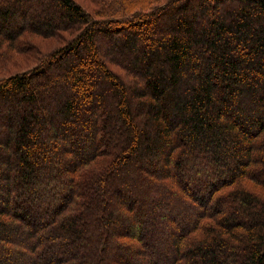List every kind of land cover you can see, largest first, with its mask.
Here are the masks:
<instances>
[{"label":"trees","instance_id":"16d2710c","mask_svg":"<svg viewBox=\"0 0 264 264\" xmlns=\"http://www.w3.org/2000/svg\"><path fill=\"white\" fill-rule=\"evenodd\" d=\"M101 2L0 0V264H264V0Z\"/></svg>","mask_w":264,"mask_h":264},{"label":"rangeland","instance_id":"374dc122","mask_svg":"<svg viewBox=\"0 0 264 264\" xmlns=\"http://www.w3.org/2000/svg\"><path fill=\"white\" fill-rule=\"evenodd\" d=\"M75 1L81 3L83 6H85L87 9H89L92 12H94V10L97 11V8L99 7L100 3H102L101 0H75ZM107 1H109V0H107ZM56 43H58V42L56 41L55 38H51V39L35 38L33 40L31 39V41H30V44L34 45L35 49L41 50V51H43L45 49H49L47 47L55 45ZM19 58H21V57L17 54V52H14V51L11 52L10 55L7 56V60H9L8 65H14L13 67H11L12 71L14 69L20 68V66L21 67L26 66V64L22 65L23 62ZM12 60H15L14 64L11 62ZM112 68L119 73L123 72V71H121V69H119L116 66H113ZM242 182L246 186L252 188L254 191L264 193V189H262L260 186L252 184V182L249 181L248 179H243Z\"/></svg>","mask_w":264,"mask_h":264}]
</instances>
